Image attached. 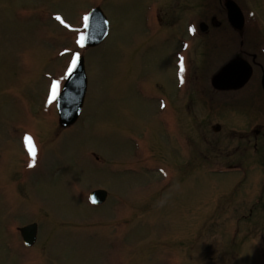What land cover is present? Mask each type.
<instances>
[{"label":"rangeland","instance_id":"374dc122","mask_svg":"<svg viewBox=\"0 0 264 264\" xmlns=\"http://www.w3.org/2000/svg\"><path fill=\"white\" fill-rule=\"evenodd\" d=\"M240 2L246 47L261 57L264 0ZM203 5L0 0V264H264V156L242 161L239 134L242 124L264 125L259 73L247 101L215 96L212 115L195 101V125V112L180 113L192 82L204 84L237 50L232 35L216 38L210 17L221 16ZM95 7L109 35L84 48ZM201 21L210 31L196 36L191 24ZM207 35L225 46L216 57ZM81 54L87 95L78 122L63 127L56 100ZM170 164L174 173L161 177ZM96 189L109 192L102 205L89 199ZM33 222L38 239L27 247L20 229Z\"/></svg>","mask_w":264,"mask_h":264},{"label":"water","instance_id":"95a60500","mask_svg":"<svg viewBox=\"0 0 264 264\" xmlns=\"http://www.w3.org/2000/svg\"><path fill=\"white\" fill-rule=\"evenodd\" d=\"M225 5L231 25L238 30H242L245 25V17L240 6L234 0H226ZM201 27L206 29L207 25L201 23ZM108 28V22L102 10L100 8L93 10L86 22L85 44L88 46L98 45L106 37ZM251 75V64L242 57H235L213 76L212 84L219 89H238L249 80ZM86 89L87 77L84 58L81 57L69 74L64 89L58 98L59 114L63 125H71L78 119ZM91 197L94 202L102 203L106 200L107 192L105 190H96L91 194ZM21 232L25 243L32 245L36 241L37 224L33 223L25 226L21 229Z\"/></svg>","mask_w":264,"mask_h":264},{"label":"flooded vegetation","instance_id":"af4514ba","mask_svg":"<svg viewBox=\"0 0 264 264\" xmlns=\"http://www.w3.org/2000/svg\"><path fill=\"white\" fill-rule=\"evenodd\" d=\"M212 21H214L217 26L221 25V22L215 17L212 18ZM219 30L221 29H216L217 32H220ZM244 36L245 35L243 32L242 39L240 40V42H242V48L245 44ZM242 56L254 61V70L256 66H259L258 69L262 70L264 62L262 63V61L260 62L256 59L258 53H252L247 50H242ZM187 100L189 101V103L186 104L184 110L189 116L190 114H193L195 112L192 116H190L195 125L197 108L195 107L196 105L194 104V101L191 97L188 96ZM182 110L183 109H180V113ZM177 120H179V116H177ZM250 151H253V153L255 154L253 158H256L258 156V159H261L262 156H264V125L262 123L245 125L244 129L242 130V161H245L247 159V155Z\"/></svg>","mask_w":264,"mask_h":264},{"label":"snow or ice","instance_id":"6c2138e0","mask_svg":"<svg viewBox=\"0 0 264 264\" xmlns=\"http://www.w3.org/2000/svg\"><path fill=\"white\" fill-rule=\"evenodd\" d=\"M57 19L59 20V19H61L59 16H57ZM75 64V60H73V65ZM180 69H181V71H183V63H182V58H181V64H180ZM29 141L31 140V138L30 137H28L27 138ZM30 151H32V154L34 155L35 154V150H34V147H32L31 145H30Z\"/></svg>","mask_w":264,"mask_h":264}]
</instances>
